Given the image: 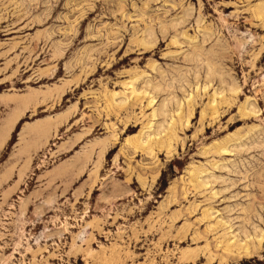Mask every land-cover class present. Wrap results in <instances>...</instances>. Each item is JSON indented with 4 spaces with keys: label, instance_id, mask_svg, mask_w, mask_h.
Returning a JSON list of instances; mask_svg holds the SVG:
<instances>
[{
    "label": "rangeland",
    "instance_id": "1",
    "mask_svg": "<svg viewBox=\"0 0 264 264\" xmlns=\"http://www.w3.org/2000/svg\"><path fill=\"white\" fill-rule=\"evenodd\" d=\"M0 264H264V0H0Z\"/></svg>",
    "mask_w": 264,
    "mask_h": 264
},
{
    "label": "bare ground",
    "instance_id": "2",
    "mask_svg": "<svg viewBox=\"0 0 264 264\" xmlns=\"http://www.w3.org/2000/svg\"><path fill=\"white\" fill-rule=\"evenodd\" d=\"M25 104H26V103H25ZM20 114H21V113H20ZM14 116H15V114H14ZM14 116H12V117H14ZM18 116H19V115H18ZM18 116H16V118H18ZM247 116H248V115H247ZM16 118H13L12 121L14 122ZM12 121H11V122H12ZM9 122H10V121H9ZM11 122H10V123H11ZM13 122H12V123H13ZM10 123H9V124H10ZM12 123H11V124H12Z\"/></svg>",
    "mask_w": 264,
    "mask_h": 264
}]
</instances>
